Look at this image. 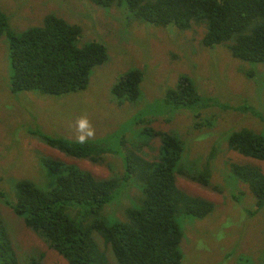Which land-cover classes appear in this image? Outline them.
Masks as SVG:
<instances>
[{
	"label": "rangeland",
	"instance_id": "1",
	"mask_svg": "<svg viewBox=\"0 0 264 264\" xmlns=\"http://www.w3.org/2000/svg\"><path fill=\"white\" fill-rule=\"evenodd\" d=\"M0 8L16 32L42 25L49 13L81 24L82 43L102 42L109 55L92 69L85 90L60 96L13 93L9 37H0V190L5 194L0 199V220L20 264L69 262L12 208L17 181L29 179L50 189L57 177L41 163L42 157L74 164L99 178L114 174L120 178L129 149L142 154L137 149L141 143L147 158L159 154L160 137H140L145 127L181 137L185 151L178 164L182 166V172L177 171L178 187L215 204L203 218L178 216L184 234L181 264H264V205H257L249 186L230 168L233 162L264 171V161L247 157L228 143L229 135L244 127L264 134V63L234 58L224 45L206 46L205 26L200 24L186 30L174 24L154 25L131 17L125 7L103 8L92 0H0ZM135 67L144 75L138 99L129 102L118 98L113 87L121 74ZM182 74L191 77L201 99L176 108L165 94ZM33 130L102 141L109 150L107 161L96 164L68 156L41 141ZM207 164L212 171L210 186L188 176ZM141 196L142 188L134 179L121 181L104 213L111 221H125V208L137 205ZM95 236L110 262L117 264L104 238Z\"/></svg>",
	"mask_w": 264,
	"mask_h": 264
},
{
	"label": "trees",
	"instance_id": "2",
	"mask_svg": "<svg viewBox=\"0 0 264 264\" xmlns=\"http://www.w3.org/2000/svg\"><path fill=\"white\" fill-rule=\"evenodd\" d=\"M103 8H127L131 17L154 25L174 24L186 30L194 23L205 26L202 41L206 46L224 45L234 58L264 63V0H92ZM9 37L12 65L11 91H37L53 96L66 95L88 87L92 69L109 57L102 42H83L84 28L62 16L49 13L42 25L16 32L7 13L0 8V37ZM144 70L135 67L121 74L113 87L118 98L136 102ZM169 105L192 106L200 101L192 79L179 77L175 88L165 94ZM198 116V115H197ZM32 134L68 156L89 159L96 164L107 161L102 141L69 139L33 130ZM140 137L161 139L159 154L152 159L141 149L128 150L122 176L99 178L89 170L51 157H42L57 179L48 190L29 179L16 185V199L10 201L25 224L58 251L69 264H113L100 246L95 233L104 238L117 264H181L183 230L180 214L198 218L215 209L209 200L192 196L176 183L178 164L185 143L178 134L141 130ZM230 148L264 161V134L250 128L233 131ZM215 154L210 157L213 158ZM230 168L264 205V171L251 164L230 162ZM229 168V169H230ZM210 166L192 179L211 185ZM134 179L143 191L140 202L125 208V221H111L104 213L121 187V181ZM5 194L0 190V199ZM9 202V203H10ZM8 203V202H7ZM0 220V264H20L9 233Z\"/></svg>",
	"mask_w": 264,
	"mask_h": 264
}]
</instances>
